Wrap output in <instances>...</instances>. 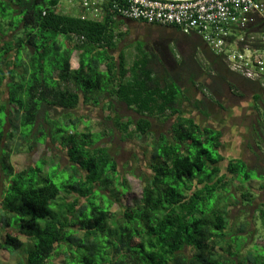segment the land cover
Segmentation results:
<instances>
[{"label": "trees", "instance_id": "1", "mask_svg": "<svg viewBox=\"0 0 264 264\" xmlns=\"http://www.w3.org/2000/svg\"><path fill=\"white\" fill-rule=\"evenodd\" d=\"M59 5L0 0V20L9 19L0 22V93L7 95L0 104V254L15 264H264V247L250 242L264 232V203L244 186L239 197L232 192V180L250 183L255 169L227 153L234 142L223 130L184 112L190 105L209 118L227 89L242 99L239 81L250 83L259 123L251 125L258 141L249 150L260 162L262 83L232 72L201 38L174 27L151 25L175 37L140 43L129 64L125 51L115 52L127 36L120 28L136 22L110 10L101 20L63 15ZM182 40L192 48L178 54ZM118 105L137 120L125 121ZM81 107L110 111L104 122L125 139L151 141L149 175L132 206L121 204L131 186L112 148L100 145L114 130L94 132ZM169 120L168 130H154V121ZM58 124L68 129L63 137ZM46 144H59L68 164L43 157L15 171L14 152ZM252 207L259 215L250 218Z\"/></svg>", "mask_w": 264, "mask_h": 264}, {"label": "rangeland", "instance_id": "2", "mask_svg": "<svg viewBox=\"0 0 264 264\" xmlns=\"http://www.w3.org/2000/svg\"><path fill=\"white\" fill-rule=\"evenodd\" d=\"M58 12L63 15H72V16H83L89 19H98L101 20L102 16H95L94 14H86L79 7L77 2L73 0H60V5L58 7ZM9 20V19H8ZM6 20H0L1 23H4ZM121 33H126L127 36L122 38L118 43V49L115 52V55H118L120 51H125L128 59V63L132 64L134 61L135 55H137V48L141 45L138 42H148L153 43L162 39L168 40L170 38H174L171 30L162 29L159 27L155 28H147V27H136L135 25L129 24L122 26L120 28ZM136 44V45H135ZM182 46V45H181ZM179 46L177 52L178 54L187 52V45L184 47ZM76 67H78L77 60L75 58ZM264 88V86H261ZM228 95L226 94V99H223V106L227 109V113L224 111H220L218 109V113L212 118H202L190 105H186L184 107L185 114L191 115L195 117L199 121H203L207 125L223 130L225 132V137L228 142H234V148L228 151L230 155L240 156L249 164L252 169L251 174L253 176V181L250 183L242 185L238 183L236 180H232L233 176H230L229 179L233 181V185L235 188L232 189V192L236 194V196H240V191H237V186L241 188L244 186L245 189L251 190L255 194H258L257 205L264 201V143L261 146L262 152L260 153L261 160L257 161V158L254 155V152L249 150V146L256 150V137L254 135V131L251 127L252 124H255L257 120H259V115L256 114L253 110V93L254 90L251 87H248L244 81H239L238 91L244 96L242 99L235 98L231 96L230 90L227 89ZM260 93L264 94V89H260ZM7 101L6 89L4 88V92L0 93V104H4ZM235 110V111H234ZM79 114L85 116L87 120L91 121V127L94 132L104 131L106 128H111L114 130V135L110 137L107 135L103 141L100 142V145H104L107 147H111L116 160L119 164V171L121 175L126 178L131 186V191L121 199V204L123 206H132L135 201L141 199L143 181L141 177L143 175L148 176L149 171L146 167L144 154L147 152L148 147L147 143H150V140L139 141L136 139H125L122 135L114 129L112 122H104L107 116H110V111L104 112L101 108L94 109L89 107H81ZM117 111L125 121L127 119H132L133 121L137 120V115L132 111L128 110L124 105H118ZM2 116H0L1 118ZM261 118L264 120V109L261 111ZM173 120H169L164 125L154 121V130L156 132L162 131L165 132L170 127ZM6 128L9 129L8 124H6ZM58 129L60 131H58ZM131 129H134L132 127ZM56 132L58 135L63 137L67 134L68 129L65 126L57 125ZM56 132L54 133L57 136ZM262 140H264V133H262ZM49 143V142H48ZM49 158L53 157L57 164L62 165L64 167L68 164L67 156L64 150L60 147L59 144L56 146H52L49 144L39 145L33 151H28V145L23 146L21 153H15L11 160V165L15 169V171H22L34 164H36L41 158ZM225 170V166H223ZM6 181H2V186H5ZM241 191H243L241 189ZM256 207V205H255ZM254 207L249 209V212L252 213L254 211ZM114 210H119V206L116 205ZM237 213L234 212L233 215ZM261 226V223H260ZM264 233V232H263ZM261 233L260 241L263 243L264 234ZM11 256L3 251L0 254V263L1 264H15L17 259L10 258ZM60 259H57L56 262L59 263Z\"/></svg>", "mask_w": 264, "mask_h": 264}, {"label": "built area", "instance_id": "3", "mask_svg": "<svg viewBox=\"0 0 264 264\" xmlns=\"http://www.w3.org/2000/svg\"><path fill=\"white\" fill-rule=\"evenodd\" d=\"M84 13L199 36L230 70L264 86V2L260 0H73ZM107 8V9H105Z\"/></svg>", "mask_w": 264, "mask_h": 264}, {"label": "crops", "instance_id": "4", "mask_svg": "<svg viewBox=\"0 0 264 264\" xmlns=\"http://www.w3.org/2000/svg\"><path fill=\"white\" fill-rule=\"evenodd\" d=\"M263 2H264V0H263ZM175 37V36H174ZM194 37H199V36H194ZM200 38V37H199ZM185 40V39H184ZM202 40V39H201ZM183 41V40H182ZM191 41V40H190ZM190 41H187V43H186V41H183V44L184 45H187V51L189 52L190 50H191V48H192V41L190 42ZM203 41V40H202ZM204 42V41H203ZM186 43V44H185ZM205 43V42H204ZM181 44V43H180ZM206 44V43H205ZM207 45V44H206ZM208 46V45H207ZM189 49V50H188ZM247 80V79H246ZM250 81V80H249ZM253 82V81H252ZM246 83V85L248 86V87H251V88H253V90L255 89L254 88V86L253 85H251L250 83H248V82H245ZM228 91H226V93H225V95L227 94L228 95V93H227ZM230 93H231V96L232 97H234L233 96V93L230 91ZM257 93V92H256ZM256 93H253L254 95H253V102L255 101V99H254V96L256 95ZM236 98V97H235ZM224 100H227L226 99V96L224 97ZM262 105V104H261ZM262 108L264 107V105L263 106H261ZM255 108V103L253 104V109ZM218 109H220V111H224V113L226 112L227 113V109L226 108H224V106H223V102H222V109L220 108V107H218V106H216L215 108H214V110L213 111H210L209 112V115H210V117L209 118H212L213 116H215L216 115V113H218L219 111H218ZM235 111V110H234ZM254 112H255V109L253 110ZM256 113V112H255ZM257 114V113H256ZM232 144V143H231ZM259 214L258 213H255V212H252V213H249L248 214V217H250V218H253L254 216H258ZM261 233L262 232H260V234H258L257 233V235H254L253 236V238H252V240H250V242H251V246H254V245H257V246H260V247H264V240H262L263 241V243H261V241H260V237H261ZM264 239V238H263Z\"/></svg>", "mask_w": 264, "mask_h": 264}, {"label": "flooded vegetation", "instance_id": "5", "mask_svg": "<svg viewBox=\"0 0 264 264\" xmlns=\"http://www.w3.org/2000/svg\"><path fill=\"white\" fill-rule=\"evenodd\" d=\"M132 25H135L136 27H147V28H149L151 25H148V24H145V23H141V22H136V23H134V24H132ZM139 43H143V44H146V46L147 45H151V43H148V42H143V41H141V42H139ZM259 122H257L256 121V125L258 124ZM263 190H264V188H263ZM262 203H264V201L262 202Z\"/></svg>", "mask_w": 264, "mask_h": 264}]
</instances>
